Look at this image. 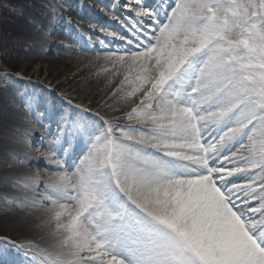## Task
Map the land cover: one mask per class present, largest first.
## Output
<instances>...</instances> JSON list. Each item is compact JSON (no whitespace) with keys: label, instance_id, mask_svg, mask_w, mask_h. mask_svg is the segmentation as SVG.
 Returning a JSON list of instances; mask_svg holds the SVG:
<instances>
[{"label":"snow or ice","instance_id":"6c2138e0","mask_svg":"<svg viewBox=\"0 0 264 264\" xmlns=\"http://www.w3.org/2000/svg\"><path fill=\"white\" fill-rule=\"evenodd\" d=\"M124 7L102 73L127 111L22 94L47 137L15 130L40 159L6 151L0 185L22 193L5 204L40 213L47 242L0 237V264H264V0ZM15 79L0 73L4 87ZM18 164L51 172L6 171Z\"/></svg>","mask_w":264,"mask_h":264},{"label":"bare ground","instance_id":"6f19581e","mask_svg":"<svg viewBox=\"0 0 264 264\" xmlns=\"http://www.w3.org/2000/svg\"><path fill=\"white\" fill-rule=\"evenodd\" d=\"M59 1H61L63 6H66L67 14L74 13L71 19L75 22H83L86 25L85 20L93 22L92 25L82 27L85 29H81L82 35H78L75 32V29L71 26L74 24H67L63 17L62 8L52 4V0H10V3L15 5V10L10 11L9 14L4 13V24L0 33L3 41L1 38L0 41L4 42L3 49L8 52L9 56H7L10 57V62L7 65H3L8 70L19 72L21 76L27 79L25 81L15 79L14 84L9 82L13 84L12 87L0 85V167H2L4 153L13 148L21 156L31 154L40 159L34 147L30 148V145H35L33 139L22 147L13 146L8 140V138L12 139L14 135H18L15 131L17 129L32 133V136L37 140L41 134L47 137L44 127L36 122L31 111L22 102V94L25 89L35 85V83H30L31 80L37 81V79L43 78L44 81H48L50 79V85H55L54 88L58 89L62 83L54 82L52 75H59L65 68L67 70L68 66H70L71 70L66 71L69 72V82L78 81L80 78L85 81L90 80V82L85 83L78 88L79 90L68 95L69 98H73L76 103H80L83 98L86 103L98 105L96 110L100 111L101 115L107 113L109 117L114 112L122 115L124 111H127V106L122 101L111 98V88L107 84L110 75L102 73L104 67L102 57L105 51L122 46L121 43L108 34L111 32L122 33L125 27L124 24L129 22V16L124 18L120 16L119 18L115 14L118 11L117 7L119 8L122 2L128 0H116V2L114 0H96L97 7H91L89 1L87 4V0ZM83 1L86 2V6ZM91 3L93 4V2ZM102 7H109V10L113 9L112 18L114 20L118 18L122 25L103 20L98 11V8ZM6 11L8 10L4 9V12ZM97 24L105 27V29H102L104 36L100 39V42L104 41V44L99 42V46L89 40L86 41L84 38V35L86 37L95 35V30L93 29L97 28ZM41 28L44 33L42 39L39 38L40 33L38 32V29ZM62 37L74 42L76 47L83 51L81 52L82 57L72 60L69 57L62 56L60 53L61 48L67 45L61 41ZM35 59L42 60L39 62L47 66V73L43 72V66L37 68V65L32 64ZM55 77L53 78L55 79ZM118 80L119 77L116 80L117 83ZM44 92L48 91L44 90ZM81 93H85L84 97H82ZM18 107H25L24 111L28 113V116L23 115ZM12 115L18 116L21 122H15ZM28 121L34 122L36 127L40 126V129L38 127L27 129L25 125H27ZM18 167L7 169L6 171L15 172L18 176H23L26 172L38 170L41 174H45L46 177L51 172V168L43 164H36L32 167L27 164H18ZM4 193L13 196L22 195L17 190L7 189L0 185V237H7L18 242L34 240L44 245L47 240L44 238L43 230L38 227L39 220L37 217L40 216V213L28 212L5 204L3 200Z\"/></svg>","mask_w":264,"mask_h":264},{"label":"rangeland","instance_id":"374dc122","mask_svg":"<svg viewBox=\"0 0 264 264\" xmlns=\"http://www.w3.org/2000/svg\"><path fill=\"white\" fill-rule=\"evenodd\" d=\"M52 1H53L52 4H55V5L59 6L60 8H62L64 20L67 22V24H70V25L71 24H74V25H71V26L75 29V32L78 35H82L81 29L82 30H85L82 27H86L88 25H92L93 22L87 21V20H85V22L87 23V25L84 24L83 22L82 23L75 22L74 20L71 19V17L74 15V13L73 14L72 13L67 14V12H66V10H67L66 9V6H63V4L61 3V1H59V0H52ZM88 1H89V5L91 7H95V6L97 7L96 0H87V4H88ZM114 1L116 2V0H114ZM90 2H93V4L92 3L90 4ZM84 3H85V6H86V2L83 1V4ZM127 3H128V1H124V2H122L119 5L120 6L119 8L117 7L118 11L115 12V14H116L117 17L120 18V16H121V18H124V17H127L128 16L127 15L128 14V10L124 7V5L127 4ZM108 8L109 7H102V8H98L99 10L97 9L99 11V14L101 15V18L103 20L105 19V20H107V21H109L111 23H114L115 22V23H117V25H122L121 21H119L118 18H117V20H114V18H112V15L114 14V11H113V9L109 10L110 8L109 9ZM4 13L9 14L10 11L8 10V11L4 12V9H0V33H1V30H2V26L4 24V22H3L4 21V18H5V14ZM81 21H83V20H81ZM126 24L127 23H125L124 26ZM102 29H105V27L97 24V28L96 29H93V30H95V35L93 37H86L84 35L85 40L86 41L89 40V41L93 42L96 46H99L100 45L99 44L100 39H102V36H104V32L102 31ZM125 30L126 29L124 27L122 33L121 32H117L116 34L117 35L124 34L125 33ZM83 33H84V31H83ZM0 38L3 41V38H2V35L1 34H0ZM61 41H63L65 44H67L64 48H61L60 53L62 54V56L69 57L72 60H75L77 58L82 57V53L81 52H83V51H81L79 48H77L76 47V44L74 42H72V41L70 42L67 38H64V37H62ZM117 41L118 42H121L119 40H117ZM3 47H4V42H1L0 41V73H2L4 71H7L12 76H14L16 79H20L22 81H25L27 78L24 77V76H21L19 72H14V71H12L10 69L8 70V69H6L4 67L5 65H7L10 62V57H8L9 54H8V52L4 51ZM49 56H50V54H49ZM39 61H42V60L35 59V60H33V63L32 64L37 65V68L43 66V72H46L47 66L44 63H40ZM3 64H5V65H3ZM67 70H69V71L71 70L70 66H68V69ZM67 70L65 68V70H64L65 72L62 71V73L59 74V75H57V74L56 75H52L53 77L56 76L55 79L52 77V80H54V82L56 81V83L57 82H61L62 83L60 85V88H58V89L54 88L55 85H50V83H49L50 82V79H48V81H44V79L41 78V79H37V81L36 80H34V81L31 80L30 82L33 83V84L35 83V85L36 84L39 85V86L36 85V87L38 89H41L42 88L45 91L55 90L60 95H63L65 97L69 98L68 95H70L74 91L76 92V90H79L78 88H80L82 85H84L87 82L89 83L90 80L85 81L84 79H81L80 78V79H78V81H74L73 80L72 82H69L68 81V78H69L68 77V74H69V72H66ZM69 80H70V78H69ZM0 85H2V84H0ZM81 94H82V97H84V94L85 93H81ZM81 94H79V95H81ZM69 99H71V98H69ZM72 101H73L74 104H81L84 107H91L94 111H97L96 109L98 108L97 107L98 105H94L93 103H86V100L83 99V98H82V100H81L80 103H76L73 98H72ZM18 108L20 109V111H21V113L23 115L28 116V113L26 111H24L26 109L25 107H18ZM115 115L116 116H119V113L114 112V113H112L110 115V117L115 116ZM12 118L17 123H20L21 122V121H19V117L16 116V115H12ZM120 123H127V121L121 120ZM25 127L27 129H33V128L36 127V124L34 122L28 121L27 122V125H25ZM37 127H38V129H40V126H37ZM32 137H30L28 139L27 143L28 142L30 143V141H32ZM8 140H9V142H10L11 145L16 146V147H22V146H25L27 144V143H24V142L16 143L11 138H8ZM31 147H34V150H36V152H37V145L36 144L34 146L33 145H30V148ZM39 152L44 153V157H48V156L51 155V153L46 148H44L42 146L39 147ZM46 152H48V153H46ZM17 168H19V167L17 166ZM41 176H42V178H46V175L45 174H41Z\"/></svg>","mask_w":264,"mask_h":264}]
</instances>
